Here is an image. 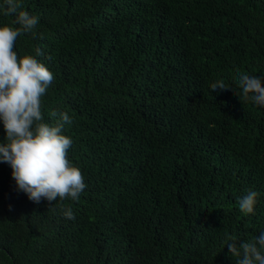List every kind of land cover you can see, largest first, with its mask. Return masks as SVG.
Segmentation results:
<instances>
[{
	"label": "trees",
	"instance_id": "16d2710c",
	"mask_svg": "<svg viewBox=\"0 0 264 264\" xmlns=\"http://www.w3.org/2000/svg\"><path fill=\"white\" fill-rule=\"evenodd\" d=\"M19 3L39 23L14 48L42 51V113L70 116L68 159L87 186L36 203L0 162V264H237L228 237L264 231V106L235 94L240 73L264 77V0ZM5 11L0 0V26Z\"/></svg>",
	"mask_w": 264,
	"mask_h": 264
},
{
	"label": "clouds",
	"instance_id": "9594fccd",
	"mask_svg": "<svg viewBox=\"0 0 264 264\" xmlns=\"http://www.w3.org/2000/svg\"><path fill=\"white\" fill-rule=\"evenodd\" d=\"M5 15H14L12 24L0 26V120L6 137L0 142V162L12 169V177L18 190L39 203L42 198L51 204L59 198L79 200L86 188L80 167L70 163L68 150L73 140L63 134L65 124L72 120L66 112H53L58 116L52 125L45 121L41 97L52 84L53 73L35 55L18 57L14 46L24 34L36 37L39 18L21 8L19 0H5ZM42 38V36H41ZM238 85L242 91L235 92L244 102L251 99L264 106V77L240 73ZM212 91L227 90L222 80L211 85ZM258 192L249 190L237 201L241 212L251 214L257 203ZM67 219L74 220L72 209H62ZM236 236L227 239L226 246L237 264H264V231L252 240L240 243Z\"/></svg>",
	"mask_w": 264,
	"mask_h": 264
}]
</instances>
